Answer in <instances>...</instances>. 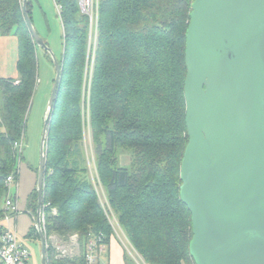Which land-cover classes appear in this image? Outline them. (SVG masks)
<instances>
[{"label": "trees", "instance_id": "obj_1", "mask_svg": "<svg viewBox=\"0 0 264 264\" xmlns=\"http://www.w3.org/2000/svg\"><path fill=\"white\" fill-rule=\"evenodd\" d=\"M194 1L99 0L90 73V18L79 0H54L60 9L63 51L43 188L48 264H86V245L93 235H103L110 244L114 231L99 187L145 263L196 264L190 253L192 215L180 196L181 164L189 142L186 36ZM22 2L0 0V35L15 36L19 51V78L0 79V198L4 180L17 164L14 145L26 137L27 114L38 83V45L25 22ZM34 2H27L32 22ZM87 123L94 179L84 148ZM125 155L130 160L123 165ZM31 204L35 215L37 189ZM73 234L79 237L80 254L59 258L49 237L67 242ZM30 235L39 236L36 227ZM128 261L124 254L125 264Z\"/></svg>", "mask_w": 264, "mask_h": 264}, {"label": "water", "instance_id": "obj_2", "mask_svg": "<svg viewBox=\"0 0 264 264\" xmlns=\"http://www.w3.org/2000/svg\"><path fill=\"white\" fill-rule=\"evenodd\" d=\"M55 79L40 143L35 227L48 264L42 224L47 142L62 64L33 26ZM185 79L189 136L180 196L192 215L196 264H264V0H195L187 30Z\"/></svg>", "mask_w": 264, "mask_h": 264}, {"label": "rangeland", "instance_id": "obj_3", "mask_svg": "<svg viewBox=\"0 0 264 264\" xmlns=\"http://www.w3.org/2000/svg\"><path fill=\"white\" fill-rule=\"evenodd\" d=\"M80 3V0H79ZM34 11H33V26L38 32L39 36L47 43L48 48L54 54V56L59 60L63 51V29L61 25V20L59 17V13L57 7L54 3V0H36L34 2ZM96 38V46L97 47V32L95 33L93 39ZM95 41H93L94 44ZM46 51L43 50L40 46L37 47V57H38V83L34 93V96L31 101V107L27 114L26 119V137L23 140V151L20 155L21 160L29 164H33L36 169L39 166L40 160V143L43 133L45 114L48 105V101L50 99V95L52 92L53 82L55 79V68L51 57L48 56ZM88 109V106H87ZM84 148L86 154L88 156V167L90 171V176L92 179L96 176L95 169V158L93 152V142H92V132L89 124L85 127V138H84ZM19 156V154H18ZM129 156L125 155L121 157V161L123 165L129 163ZM34 190L29 194L26 199L25 206H29V201L32 198ZM99 196L100 202L103 207V204L107 211L111 210V208H107V204L105 201V197L103 195V190L99 187ZM0 205L5 203L6 193L4 191L1 194ZM35 203V199H33V205ZM27 207V210H24L22 216L19 217L20 225L22 231L26 234L19 233L20 243L23 244L31 254V257L28 261L29 264H42V253H41V245L39 236H29V232H33L35 227V222L32 220L30 214L33 211L32 204ZM110 212V211H109ZM112 212V210H111ZM113 213V212H112ZM116 218L115 214L113 213ZM35 216V215H33ZM117 222L118 219L116 218ZM119 224V222H118ZM120 226V225H119ZM121 229V227H120ZM118 230L120 236L122 235V229ZM50 239V237H49ZM66 243V242H65ZM123 254L127 255L129 264H137L135 259L131 256L128 250L123 246L121 248ZM79 252V253H78ZM77 256L80 254V248H77ZM76 256V255H75Z\"/></svg>", "mask_w": 264, "mask_h": 264}, {"label": "built area", "instance_id": "obj_4", "mask_svg": "<svg viewBox=\"0 0 264 264\" xmlns=\"http://www.w3.org/2000/svg\"><path fill=\"white\" fill-rule=\"evenodd\" d=\"M57 10L60 13V9L58 6ZM80 8L81 10L87 14L90 18V30H91V37L89 41L88 47V55L89 60L91 59L90 64L87 66V72L92 71L93 63H94V56H95V46H96V38L93 39L95 33L97 32V22H98V10H99V0H80ZM93 41L94 44H93ZM91 56V58H90ZM88 74V73H87ZM91 82V76L89 79ZM23 140H20L15 143L14 147L17 151V163L21 161V153L23 151ZM17 179V172L16 169L9 174L4 180V187H5V206L3 209V214L0 217V264H29L28 261L31 257L30 251L20 243L19 235L15 229V220L17 219L18 215V204L15 201V195L13 193L15 189ZM106 201V200H105ZM103 208L107 215L110 225L114 231L115 235L120 237V240L124 244V247L128 250L131 256L135 259L137 264H147L143 260V258L134 250L128 239L126 238L123 231L122 235L120 236L118 230L120 226L114 217L111 210L107 211L104 204ZM107 208L109 206L107 205ZM53 213L56 214V210H53ZM35 222V216H34ZM42 224L45 231V215L42 212ZM121 230V229H120ZM78 235L73 234L69 237V241L66 243L62 241L58 236L52 235L50 236L49 242L52 247L57 251L59 258H70L77 256V248H80L78 242ZM48 246V241H47ZM109 252V245L105 242L104 236H92V238L88 241L86 245V253H85V260L86 264H108L106 262V256ZM79 253V252H78Z\"/></svg>", "mask_w": 264, "mask_h": 264}, {"label": "crops", "instance_id": "obj_5", "mask_svg": "<svg viewBox=\"0 0 264 264\" xmlns=\"http://www.w3.org/2000/svg\"><path fill=\"white\" fill-rule=\"evenodd\" d=\"M36 2V0H35ZM35 6L33 5L32 11H34ZM19 58L18 51V39L15 36H1L0 35V79H18L19 72L17 68ZM0 132H3V127L0 126ZM17 172V179L15 184V189L13 191L15 195V201L18 204V215L15 220V229L19 235L26 234L22 231L19 217L25 213L24 210H27L25 206L26 199L29 194L36 190L37 188V178L38 174L35 171V167L33 164L26 163L24 161H20L15 166ZM38 170V169H37ZM5 203L0 205V211H3ZM32 220L34 221V216L30 214ZM124 244L120 240L118 235L113 234L110 244H109V252L106 256V262L108 264H125L124 262V254L121 251Z\"/></svg>", "mask_w": 264, "mask_h": 264}]
</instances>
